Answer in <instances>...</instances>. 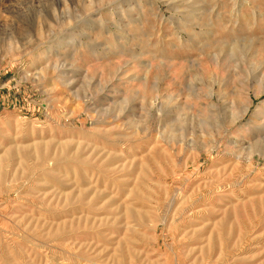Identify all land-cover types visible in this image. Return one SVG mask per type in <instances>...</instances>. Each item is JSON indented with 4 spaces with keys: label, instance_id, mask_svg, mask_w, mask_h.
Returning a JSON list of instances; mask_svg holds the SVG:
<instances>
[{
    "label": "rangeland",
    "instance_id": "obj_1",
    "mask_svg": "<svg viewBox=\"0 0 264 264\" xmlns=\"http://www.w3.org/2000/svg\"><path fill=\"white\" fill-rule=\"evenodd\" d=\"M0 264H264V0H0Z\"/></svg>",
    "mask_w": 264,
    "mask_h": 264
}]
</instances>
